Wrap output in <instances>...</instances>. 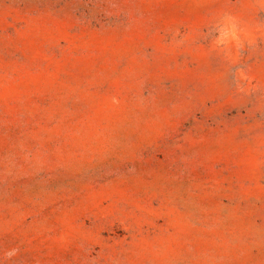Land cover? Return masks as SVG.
<instances>
[{"label": "rangeland", "instance_id": "obj_1", "mask_svg": "<svg viewBox=\"0 0 264 264\" xmlns=\"http://www.w3.org/2000/svg\"><path fill=\"white\" fill-rule=\"evenodd\" d=\"M0 264H264V0H0Z\"/></svg>", "mask_w": 264, "mask_h": 264}]
</instances>
